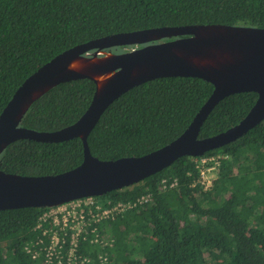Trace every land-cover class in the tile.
I'll list each match as a JSON object with an SVG mask.
<instances>
[{
    "label": "trees",
    "instance_id": "1",
    "mask_svg": "<svg viewBox=\"0 0 264 264\" xmlns=\"http://www.w3.org/2000/svg\"><path fill=\"white\" fill-rule=\"evenodd\" d=\"M227 25L264 29V0H0V114L15 91L55 56L109 35L155 28ZM142 46L116 47L112 53ZM95 91L89 80L59 84L35 101L21 126L55 132L75 123ZM213 86L197 78H160L115 100L87 138L99 161L142 157L177 139L208 100ZM253 92L221 100L198 139L237 125L253 107ZM214 178L200 182V160ZM79 139L20 140L0 157V171L24 177L58 175L79 166ZM134 206L95 225L77 254L100 264H264V119L236 141L200 157H181L138 184L95 197ZM147 199L146 202H141ZM141 202V203H140ZM44 208L0 211V264H44L25 248L48 236L37 231ZM49 224L43 225L48 229ZM98 234L102 243H93ZM85 237V238H84ZM38 247L31 249L34 252Z\"/></svg>",
    "mask_w": 264,
    "mask_h": 264
},
{
    "label": "water",
    "instance_id": "2",
    "mask_svg": "<svg viewBox=\"0 0 264 264\" xmlns=\"http://www.w3.org/2000/svg\"><path fill=\"white\" fill-rule=\"evenodd\" d=\"M142 46L112 53L116 47ZM197 78L213 91L187 129L167 146L142 157L99 161L87 138L105 110L129 90L160 78ZM89 80L92 100L72 125L55 132L23 128L32 104L59 84ZM253 92L257 99L235 126L198 139L201 125L224 98ZM264 119V29L227 25L155 28L109 35L55 56L29 76L0 114V157L12 143H61L79 139L83 160L67 172L24 177L0 171V211L53 208L129 187L168 168L181 157H200L245 135Z\"/></svg>",
    "mask_w": 264,
    "mask_h": 264
},
{
    "label": "built area",
    "instance_id": "3",
    "mask_svg": "<svg viewBox=\"0 0 264 264\" xmlns=\"http://www.w3.org/2000/svg\"><path fill=\"white\" fill-rule=\"evenodd\" d=\"M210 161L212 160L203 158L199 163L200 182L205 188L210 186L214 178L215 168L206 167ZM146 201L147 199H144L141 202ZM133 206L130 203L111 205L109 201L100 203L95 197H89L47 208L40 216L35 230L42 231V236L49 237L48 244L45 247L38 246L42 245V240L39 239L31 245L32 248L38 247L34 252H31L32 248L29 247L25 248V252L32 253L31 256L34 259L39 257V251H41L44 254V264H89L90 259L77 254L79 238L87 233H95V225L104 220H112ZM46 223L49 224V228L42 230ZM102 241L98 234H94L91 240L93 243L98 242L104 246H111L110 242L102 243ZM98 261L100 264H108L106 256H99Z\"/></svg>",
    "mask_w": 264,
    "mask_h": 264
}]
</instances>
